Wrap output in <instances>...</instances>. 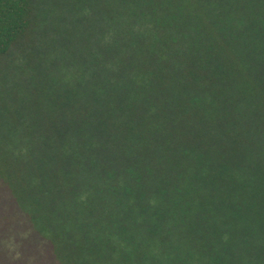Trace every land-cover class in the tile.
I'll use <instances>...</instances> for the list:
<instances>
[{"label":"trees","instance_id":"obj_1","mask_svg":"<svg viewBox=\"0 0 264 264\" xmlns=\"http://www.w3.org/2000/svg\"><path fill=\"white\" fill-rule=\"evenodd\" d=\"M0 0V264H264V0Z\"/></svg>","mask_w":264,"mask_h":264},{"label":"rangeland","instance_id":"obj_2","mask_svg":"<svg viewBox=\"0 0 264 264\" xmlns=\"http://www.w3.org/2000/svg\"><path fill=\"white\" fill-rule=\"evenodd\" d=\"M58 2V4H63L64 2H71V0H59Z\"/></svg>","mask_w":264,"mask_h":264}]
</instances>
